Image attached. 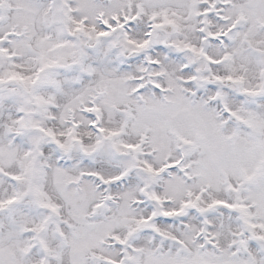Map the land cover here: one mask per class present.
I'll use <instances>...</instances> for the list:
<instances>
[{
  "label": "snow or ice",
  "instance_id": "snow-or-ice-1",
  "mask_svg": "<svg viewBox=\"0 0 264 264\" xmlns=\"http://www.w3.org/2000/svg\"><path fill=\"white\" fill-rule=\"evenodd\" d=\"M0 264H264V0H0Z\"/></svg>",
  "mask_w": 264,
  "mask_h": 264
}]
</instances>
